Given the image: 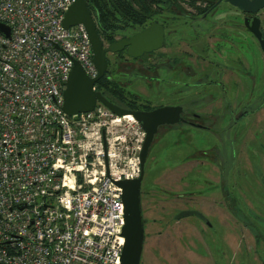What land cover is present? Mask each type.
I'll return each mask as SVG.
<instances>
[{
	"label": "built area",
	"instance_id": "1",
	"mask_svg": "<svg viewBox=\"0 0 264 264\" xmlns=\"http://www.w3.org/2000/svg\"><path fill=\"white\" fill-rule=\"evenodd\" d=\"M72 3L0 0V264H121L115 183L139 177L145 132L98 102L64 113L72 59L97 76L84 27L62 25Z\"/></svg>",
	"mask_w": 264,
	"mask_h": 264
},
{
	"label": "rangeland",
	"instance_id": "2",
	"mask_svg": "<svg viewBox=\"0 0 264 264\" xmlns=\"http://www.w3.org/2000/svg\"><path fill=\"white\" fill-rule=\"evenodd\" d=\"M207 7L203 0H161L151 6L153 14L142 23L126 24L119 19L107 34L114 41L157 22L165 29V45L141 60L128 57L125 51L106 54V77L113 79L123 97L104 96L123 109L142 110L173 103L174 95L183 92L175 97L213 100L205 109L213 113L221 112L223 89L232 99V113L240 114L246 96L235 97V86L246 79L234 71L239 60L263 70L264 57L251 36L245 31L237 34L234 26H228L244 17L242 12L225 2L211 12ZM91 13L96 23V13ZM257 17L264 32V9ZM100 38L108 47L106 35ZM198 82H205L204 88L196 87ZM187 86L195 87L193 92L186 94ZM256 108L255 117L241 122V131L235 127L228 132L227 139L235 142V157L229 161L235 165L225 185H219V170L208 154L221 140L229 147L224 136L219 139L191 128L159 129L141 184L144 242L140 264H264V106ZM129 145L133 147L132 141ZM183 210L202 213L213 229L196 218L175 220Z\"/></svg>",
	"mask_w": 264,
	"mask_h": 264
},
{
	"label": "water",
	"instance_id": "3",
	"mask_svg": "<svg viewBox=\"0 0 264 264\" xmlns=\"http://www.w3.org/2000/svg\"><path fill=\"white\" fill-rule=\"evenodd\" d=\"M225 2L247 16H254L251 21L246 19L245 25L259 43L264 54V39L260 31V19L257 14L264 9V0H218L215 7ZM250 22V25L248 24ZM62 25L65 30L82 25L91 44L92 63L97 70L95 78H89L82 66L72 59L73 66L68 75L63 91V111L68 116L93 111L96 103H100L116 116L131 115L142 127L145 138L139 153L140 175L136 179L122 180L115 184L122 191L123 227L122 236L124 245L121 253V264H140L144 242V220L141 208V184L144 168L150 146L159 126L173 125L180 120V107H162L152 111L127 110L110 102L102 93L94 91L93 87L100 81L107 71L106 54L126 52L132 59H138L144 54L152 53L162 48L164 44V28L157 22L151 23L146 29L129 38H122L108 47L97 32L96 23L86 4V0H73V3L64 13ZM0 33L9 35L6 26L0 24ZM189 217L204 219V216L195 210H183L175 220Z\"/></svg>",
	"mask_w": 264,
	"mask_h": 264
},
{
	"label": "flooded vegetation",
	"instance_id": "4",
	"mask_svg": "<svg viewBox=\"0 0 264 264\" xmlns=\"http://www.w3.org/2000/svg\"><path fill=\"white\" fill-rule=\"evenodd\" d=\"M214 8L215 7L209 9L208 11L211 12ZM253 17L254 16L245 15L244 17H241L240 19H238V21L236 19L234 21L232 20L231 23L228 24V26H230L229 27L230 29H233L231 26H234L235 27L234 30L237 31V34L242 32V31H245L247 35L251 36L254 39V41L257 44L258 49L260 50V46H259L258 41L250 33L248 27L244 23V21L247 18L250 19V21H251V19ZM248 24L250 25V22ZM260 31L262 33V38L264 39V32L261 29V22H260ZM164 33H165V29H164ZM164 45H165V36H164V44H163L162 48H160L159 50L163 49ZM159 50H156L154 52H157ZM154 52L149 53V54H144L143 56H141L140 58L135 59V60H141L144 57H146L150 54H153ZM263 57H264V54H263ZM147 69H149V68H147ZM182 71L183 70H181V73H182ZM106 73H107V71H106ZM176 73L178 74L177 71H176ZM234 73L238 74L242 79L243 78L246 79V82H244V83L241 82L239 84H236V86H235V92L238 93V94L235 93V95H234L235 97H237V95H238L240 100H242L244 98V94L246 96L244 98L245 100L242 101V106H244L242 109V112L240 114H238L237 116L232 113V109H231V100L232 99L230 98V95H227V93H225V90H223V89H222L221 93L224 96H221V99H220L221 100L220 104L222 105L221 112L220 111L219 112L215 111L213 113L212 112H206L205 111L206 107L211 105V102L213 100L207 99L205 97L195 98V97L191 96L190 98H186V99L182 98V97H180V98L175 97V96L181 95L183 92H181V93L179 92L176 95H174L173 100H172L173 103L168 104V103L162 102L160 105L155 106L151 109L146 108V109L135 110V111L148 112V111H152V110L162 108V107H180L181 108V112L179 115L180 120H178L173 125L159 126L157 129V133H158L159 129L162 127L163 128L164 127H174L177 129H179V128H191L194 130H198V131L210 134L215 138L219 137V139H220L221 136H224L226 139L227 138L229 139V137H228L229 130L232 131V129H235V127H236V128H240L239 131H241L242 130V123L241 122L243 121V119L246 117L248 118L249 116L255 117L257 114L256 111H258L257 110L258 108H256V106H258L259 104H260V106H264V68H263V70H260L257 64H255V65L251 64V65L245 66V65H243V61L239 60L238 70L234 71ZM104 77H106V74ZM177 77H178V75H177ZM193 77L194 76H191L188 78H193ZM106 78L111 83H113V79H111L110 77H106ZM187 85H188V83H187ZM204 85H205V82H198L196 87L204 88ZM243 85L246 86L245 89H243V87H242ZM193 86L192 87H190V86L186 87L188 89L186 94L189 92H193V89L195 88ZM110 102H112V101H110ZM112 103H114V102H112ZM253 107H255V109H256L255 112H252L254 110ZM239 124H241V125L238 126ZM157 133H156V135H157ZM225 138H223V139H225ZM228 139H227V141H228V143H230L229 147L226 146V144L224 142H222V140H221L219 147H217L216 149H213V150H211L212 147H209V150H211V151H208V154H210L212 159H214V161L210 162V163L214 164L215 167L219 170V174H220L219 185L220 184L225 185V181L228 182L227 174H229L228 172H230L231 168L233 169V166L235 165V161H231V162L229 161L230 158L235 157V142L230 141ZM228 149H230V150H228ZM230 154H231V157H230ZM228 155H229V157H228ZM191 218H196V217H191ZM196 219H198L200 222H202L209 230L213 229L212 224L210 223V221L205 216H204V219H202V220L199 218H196Z\"/></svg>",
	"mask_w": 264,
	"mask_h": 264
},
{
	"label": "trees",
	"instance_id": "5",
	"mask_svg": "<svg viewBox=\"0 0 264 264\" xmlns=\"http://www.w3.org/2000/svg\"><path fill=\"white\" fill-rule=\"evenodd\" d=\"M207 3V11L213 7L218 0H203ZM161 0H86L90 10L96 13V27L98 35H106L109 43L115 42L111 34L119 19L128 24L142 23L153 13L150 11L153 4H159ZM92 14V13H91ZM96 90L103 95L109 94L112 97L122 98L123 95L106 77H103L96 84Z\"/></svg>",
	"mask_w": 264,
	"mask_h": 264
},
{
	"label": "bare ground",
	"instance_id": "6",
	"mask_svg": "<svg viewBox=\"0 0 264 264\" xmlns=\"http://www.w3.org/2000/svg\"><path fill=\"white\" fill-rule=\"evenodd\" d=\"M122 117H124V119H129V120L133 119L131 115H125V116H122Z\"/></svg>",
	"mask_w": 264,
	"mask_h": 264
}]
</instances>
